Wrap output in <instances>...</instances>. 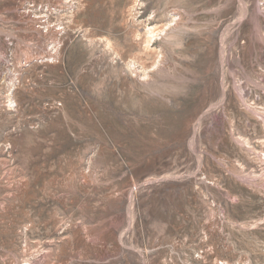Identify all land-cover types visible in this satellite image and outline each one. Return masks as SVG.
<instances>
[{
  "label": "rangeland",
  "instance_id": "obj_1",
  "mask_svg": "<svg viewBox=\"0 0 264 264\" xmlns=\"http://www.w3.org/2000/svg\"><path fill=\"white\" fill-rule=\"evenodd\" d=\"M47 1L0 0V264H264V0Z\"/></svg>",
  "mask_w": 264,
  "mask_h": 264
},
{
  "label": "bare ground",
  "instance_id": "obj_2",
  "mask_svg": "<svg viewBox=\"0 0 264 264\" xmlns=\"http://www.w3.org/2000/svg\"><path fill=\"white\" fill-rule=\"evenodd\" d=\"M48 3H50V1ZM41 19H43L42 16H41ZM147 34L148 35H154V30L152 28H149L148 31H147ZM52 44H53L52 49H51L52 54H50V55H51L52 59H56L57 56H59V51H58V48L56 47L57 43L53 42ZM2 86L4 88H6V99L10 103H13L14 102V95H15V92L17 90V79L15 77H13V78H9V79H6L3 82H1L0 83V93H1Z\"/></svg>",
  "mask_w": 264,
  "mask_h": 264
}]
</instances>
